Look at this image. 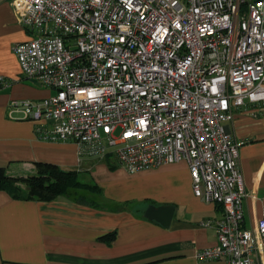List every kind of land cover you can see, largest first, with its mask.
I'll return each instance as SVG.
<instances>
[{
  "label": "built area",
  "instance_id": "1",
  "mask_svg": "<svg viewBox=\"0 0 264 264\" xmlns=\"http://www.w3.org/2000/svg\"><path fill=\"white\" fill-rule=\"evenodd\" d=\"M9 1L31 35L12 47L21 74L52 94L11 102L8 117L130 174L184 162L194 196L223 210L203 224L216 245L194 258L255 264L264 217L243 229V142L226 125L264 103V0Z\"/></svg>",
  "mask_w": 264,
  "mask_h": 264
},
{
  "label": "crops",
  "instance_id": "2",
  "mask_svg": "<svg viewBox=\"0 0 264 264\" xmlns=\"http://www.w3.org/2000/svg\"><path fill=\"white\" fill-rule=\"evenodd\" d=\"M30 38L10 1L0 0V76L9 82L0 88V168L8 177L25 178L36 174L35 163H49L75 172L82 187L51 202L0 191V264H225L194 258L216 245L214 228L203 224L218 220L223 210L194 196L184 162L130 174L111 156L79 160L73 142L41 139L36 128L49 125L44 121L8 117L11 102L52 94L21 74L12 47ZM226 131L243 142L242 227L255 231L264 217V103L235 110ZM148 205L173 206L168 228L144 218ZM111 233L112 241H101ZM255 242V264H264V243Z\"/></svg>",
  "mask_w": 264,
  "mask_h": 264
},
{
  "label": "trees",
  "instance_id": "3",
  "mask_svg": "<svg viewBox=\"0 0 264 264\" xmlns=\"http://www.w3.org/2000/svg\"><path fill=\"white\" fill-rule=\"evenodd\" d=\"M36 174L25 178H11L0 168V191L7 192L13 198L51 202L66 195L69 190L82 187L73 171H64L56 165L49 163H35ZM26 187V192L21 189ZM115 234H106L100 239L110 242Z\"/></svg>",
  "mask_w": 264,
  "mask_h": 264
},
{
  "label": "water",
  "instance_id": "4",
  "mask_svg": "<svg viewBox=\"0 0 264 264\" xmlns=\"http://www.w3.org/2000/svg\"><path fill=\"white\" fill-rule=\"evenodd\" d=\"M173 212V206L164 205L155 207L154 205H148L143 212V216L149 221L158 223L163 228H168L172 220Z\"/></svg>",
  "mask_w": 264,
  "mask_h": 264
}]
</instances>
